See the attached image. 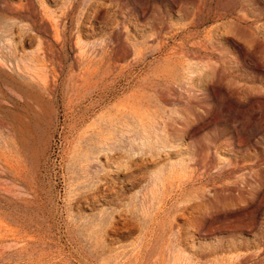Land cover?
Here are the masks:
<instances>
[{"label":"rangeland","instance_id":"rangeland-1","mask_svg":"<svg viewBox=\"0 0 264 264\" xmlns=\"http://www.w3.org/2000/svg\"><path fill=\"white\" fill-rule=\"evenodd\" d=\"M0 264H264V0H0Z\"/></svg>","mask_w":264,"mask_h":264}]
</instances>
